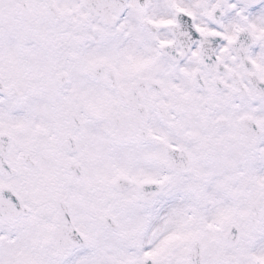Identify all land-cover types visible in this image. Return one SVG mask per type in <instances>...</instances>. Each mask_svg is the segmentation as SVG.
<instances>
[{"label":"snow or ice","instance_id":"1","mask_svg":"<svg viewBox=\"0 0 264 264\" xmlns=\"http://www.w3.org/2000/svg\"><path fill=\"white\" fill-rule=\"evenodd\" d=\"M0 264H264V0H0Z\"/></svg>","mask_w":264,"mask_h":264}]
</instances>
